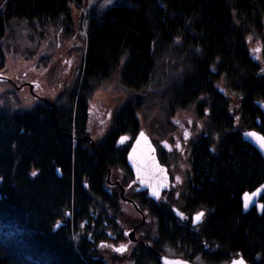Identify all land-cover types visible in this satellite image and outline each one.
<instances>
[{"label": "trees", "instance_id": "trees-1", "mask_svg": "<svg viewBox=\"0 0 264 264\" xmlns=\"http://www.w3.org/2000/svg\"><path fill=\"white\" fill-rule=\"evenodd\" d=\"M85 1L0 0V68L11 22L67 35L70 7ZM125 1L132 7L111 8L89 25L75 102L20 112L0 108V264H115L127 257L134 264H159L161 245L176 241L203 251L208 264L226 262L230 254L264 264V193L261 215L254 209L243 215L240 203L243 192L264 182L262 159L241 139L251 129L264 136V74L249 49L256 40L264 61V0ZM115 72L135 97L112 115L109 134L90 148L88 100ZM157 106L165 118L190 109L192 118L201 119L202 131L189 143L181 209L186 216L206 213L203 243L187 229L169 226L174 214L166 203L134 192L130 198L156 220L158 242L152 249L139 245L127 257L106 249L100 254L97 245L124 241L121 201L118 190L107 187V173L120 169L124 187L132 181L125 155L138 132L137 115ZM168 155L157 149L159 162L169 167ZM70 231L79 232L76 245ZM214 244L220 246L216 253L209 251Z\"/></svg>", "mask_w": 264, "mask_h": 264}, {"label": "rangeland", "instance_id": "rangeland-1", "mask_svg": "<svg viewBox=\"0 0 264 264\" xmlns=\"http://www.w3.org/2000/svg\"><path fill=\"white\" fill-rule=\"evenodd\" d=\"M119 6L132 7L131 3L129 4L125 0H86L80 8L70 7V23L67 35H63V30L59 28H49L46 30L47 32L39 28L34 31L25 22H11L2 41L4 65L0 68V108L20 112L30 111L42 103L52 105L56 102L59 105H64L71 98L75 102L80 90L85 54L84 43L87 39L89 25L92 22H100L108 10ZM258 45L256 40H252L249 42V49L251 57L259 64L260 72L264 74V61L260 55ZM24 83H36L37 87L33 89V92L39 97H33L28 87L22 86ZM134 97V94L121 85L118 72L113 73L108 80L93 91L88 100L90 108L85 132L94 144L101 143L109 134L112 128V115ZM44 98L47 99V102L42 100ZM235 99L236 95L231 94L232 107L230 110L235 111ZM163 112V109L157 106L150 112L139 113L137 115L138 131L140 129L146 131L156 149H163L161 147L162 143L170 149L168 159L169 166L172 168L171 175L177 176L182 182L181 186L173 191V193H179V198L174 202L177 203L176 205L182 206L183 197L186 195L183 184L189 167V143L194 140L195 136L200 135L202 131L200 130L201 119L192 118L193 112L190 109L188 112H177L173 117L166 118ZM72 142L74 143L73 136ZM119 143L120 146H123L127 143V139L119 141ZM176 145L178 146L177 149L175 148ZM108 178L106 185L109 190L116 188L119 193V187L113 185V183L121 180V170H118V168L110 170V177ZM120 186L126 189L125 196L129 198L135 192L133 185L128 184L127 187H124L120 184ZM120 209L123 213L120 218L121 232L134 228L135 223L136 226L140 223L141 218L129 204L120 202ZM206 216V213L203 214L202 223L195 228H191L188 222L186 224L181 223L175 217L169 223V226L175 229H187L192 234L191 238L198 245H201L204 240L202 230L206 224ZM145 218L144 225L138 229L136 235L147 239L145 243L151 245L158 242L157 224L155 218L148 216L147 213ZM11 230L23 233L19 229L11 228ZM70 232V240L76 245L79 241V232ZM125 239L124 237L123 242L108 244V246L97 245L96 249L101 254L103 249L108 251L112 247L124 244ZM132 250L139 252V247H132L131 245L122 255L127 257ZM160 250L164 254L181 259H188L189 256H192L194 264H208L201 257L203 251H193L187 244L179 241L174 244L164 243L161 245ZM219 250L220 246L214 244L211 245L209 251L216 253ZM193 252L197 253L193 256ZM229 256L234 255L230 254ZM260 257L261 255L257 254L254 261L258 263ZM115 264L134 263L127 257L126 260L122 259Z\"/></svg>", "mask_w": 264, "mask_h": 264}, {"label": "water", "instance_id": "water-1", "mask_svg": "<svg viewBox=\"0 0 264 264\" xmlns=\"http://www.w3.org/2000/svg\"><path fill=\"white\" fill-rule=\"evenodd\" d=\"M22 86H27L30 94L38 98L33 89L37 87L36 83H24ZM44 102H47V99H42ZM258 123V121H257ZM88 138V137H87ZM241 139L243 142L248 144L250 147L255 150L264 163V146H262V141H264V136L255 129L245 130L241 133ZM90 148L94 147V142L91 138H88ZM151 137L146 131L140 129L135 135L134 139L129 145L127 153L125 155V163L129 168L133 179L130 182L131 185H136L137 192H146L147 197L153 202H158L162 199V194L167 192L170 188V178L168 176L166 166L162 165L157 157L155 146L152 145ZM56 174L59 177V170L56 169ZM110 177V170L107 173V182ZM113 185L119 187L118 197L121 202L129 204L131 208L139 215L140 223L129 230L123 232V236L126 238V242L117 247H112V252L116 255L124 254L129 246L134 245L138 242L136 235V229L139 226L144 224L146 218L145 213L141 211L135 201L125 196V188L121 187L119 182L116 181ZM264 193V182L258 185L251 191H245L241 194V213L244 215L250 210L254 209L257 214L261 215L263 212V205L260 202V199ZM249 197L247 201V206H245L246 201L245 197ZM174 212V217L178 219L181 223L185 224L187 218L183 216L177 208H172ZM204 214V211H199L198 213L193 214L191 217L190 226L191 228L197 227L202 223V216L200 220H196V217L200 214ZM122 249V250H121ZM207 249V246H205ZM159 264H194V261H189L186 259H181L173 256H168L164 253H156ZM250 264L246 262L240 255H234L229 258L224 264ZM105 264H109L106 262Z\"/></svg>", "mask_w": 264, "mask_h": 264}, {"label": "flooded vegetation", "instance_id": "flooded-vegetation-1", "mask_svg": "<svg viewBox=\"0 0 264 264\" xmlns=\"http://www.w3.org/2000/svg\"><path fill=\"white\" fill-rule=\"evenodd\" d=\"M161 147H163V149L165 150V152L166 153H169L170 152V149H168V148H166V146L162 143L161 144ZM177 145L175 146V148L177 149ZM157 150V149H156ZM169 150V151H168ZM166 166V165H165ZM166 168H167V172H168V174H169V178H170V188H169V190L167 191V192H164L163 194H162V199H160V201H158V202H155V203H166L170 208H171V210H172V208H177L181 213H183L184 215L183 216H185L186 218H187V221H186V223L188 222L189 224H190V222H191V217L193 216V214H195V213H198L199 211H203V210H198V211H196L195 213H193V214H191V215H189V216H186V214L184 213V211H182V206H179V205H176L175 204V202H174V200H177L178 198H179V193H177V192H174L173 193V191L177 188V187H179V186H181V184H182V182H181V180L177 177V176H174V175H171L172 173H171V170H172V168L169 166H166ZM120 183V182H119ZM130 184V183H129ZM117 186V185H116ZM132 186V185H131ZM133 187H134V189H135V193L137 192L136 191V185H133ZM172 194V195H171ZM171 196H172V199H173V202L171 203V201L169 200L170 198H171ZM144 212V211H143ZM172 212H173V210H172ZM145 213V217H146V212H144ZM173 214H174V212H173ZM185 223V224H186ZM142 225H144V224H142ZM134 227H136V225L134 226ZM140 227H142V226H139V227H137L136 228V232L138 231V229L140 228ZM137 238H138V242L136 243V244H134V245H132V247H139V245H140V247H142V249H152V246L150 245V244H146L145 242H143V240H141V238H140V235H137Z\"/></svg>", "mask_w": 264, "mask_h": 264}, {"label": "snow or ice", "instance_id": "snow-or-ice-1", "mask_svg": "<svg viewBox=\"0 0 264 264\" xmlns=\"http://www.w3.org/2000/svg\"><path fill=\"white\" fill-rule=\"evenodd\" d=\"M262 146H264V141H262ZM249 200V197H245V201H246V204H245V206H247V201ZM203 214L201 213L200 215H198L197 217H196V220H200V218H201V216H202ZM122 250V249H121ZM239 264H242V262H239Z\"/></svg>", "mask_w": 264, "mask_h": 264}, {"label": "bare ground", "instance_id": "bare-ground-1", "mask_svg": "<svg viewBox=\"0 0 264 264\" xmlns=\"http://www.w3.org/2000/svg\"><path fill=\"white\" fill-rule=\"evenodd\" d=\"M168 176H169V174H168ZM170 185V184H169ZM171 186V185H170ZM259 215V214H258ZM167 255V254H166ZM169 256V255H168Z\"/></svg>", "mask_w": 264, "mask_h": 264}]
</instances>
